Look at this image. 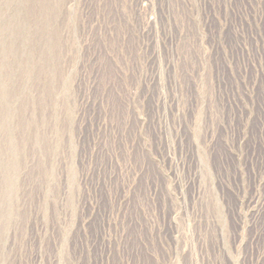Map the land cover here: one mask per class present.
Instances as JSON below:
<instances>
[{
    "label": "rangeland",
    "instance_id": "rangeland-1",
    "mask_svg": "<svg viewBox=\"0 0 264 264\" xmlns=\"http://www.w3.org/2000/svg\"><path fill=\"white\" fill-rule=\"evenodd\" d=\"M0 264H264V0H0Z\"/></svg>",
    "mask_w": 264,
    "mask_h": 264
}]
</instances>
